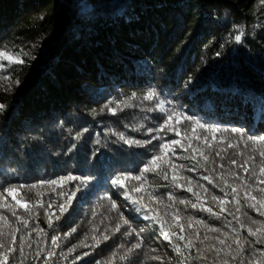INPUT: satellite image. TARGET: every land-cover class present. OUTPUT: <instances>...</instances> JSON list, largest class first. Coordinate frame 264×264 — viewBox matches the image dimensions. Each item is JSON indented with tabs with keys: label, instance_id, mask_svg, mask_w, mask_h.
I'll list each match as a JSON object with an SVG mask.
<instances>
[{
	"label": "trees",
	"instance_id": "1",
	"mask_svg": "<svg viewBox=\"0 0 264 264\" xmlns=\"http://www.w3.org/2000/svg\"><path fill=\"white\" fill-rule=\"evenodd\" d=\"M0 264H264V0H0Z\"/></svg>",
	"mask_w": 264,
	"mask_h": 264
}]
</instances>
